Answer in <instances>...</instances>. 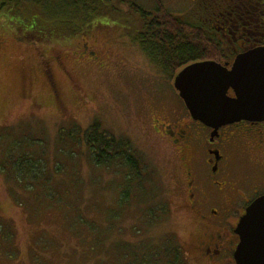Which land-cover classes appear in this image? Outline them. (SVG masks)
Masks as SVG:
<instances>
[{
	"label": "rangeland",
	"instance_id": "obj_1",
	"mask_svg": "<svg viewBox=\"0 0 264 264\" xmlns=\"http://www.w3.org/2000/svg\"><path fill=\"white\" fill-rule=\"evenodd\" d=\"M41 1L9 0L0 15V264H127L121 241L135 245L165 232L184 253H194L200 223L184 211L182 160L158 126L164 117L174 124L171 111L182 105L172 80L139 47L138 15L113 1L86 12ZM159 1L194 25H203L211 13L200 0ZM132 3L154 10L153 0ZM210 22L216 38L230 48L233 36L222 38L219 23ZM33 23L39 26L27 35ZM95 122L142 155L169 204L165 224L136 236L131 229L140 222L132 210L120 212L112 225L118 183L111 171L95 168L86 149L73 150L70 142L60 148L57 137L62 128L82 130ZM20 143L19 153L12 152ZM33 144L38 148L30 151ZM21 149L43 159L49 188L33 183L28 189L15 180L9 163ZM249 151L242 157L227 154L230 173L241 174L242 186L250 189L248 201L264 194V156ZM185 261L195 264L189 255Z\"/></svg>",
	"mask_w": 264,
	"mask_h": 264
},
{
	"label": "trees",
	"instance_id": "obj_2",
	"mask_svg": "<svg viewBox=\"0 0 264 264\" xmlns=\"http://www.w3.org/2000/svg\"><path fill=\"white\" fill-rule=\"evenodd\" d=\"M53 1L60 8L68 6L76 9L80 6L84 12L91 5L97 4L99 7L98 4L103 1L126 4L130 13L138 15L139 21L136 20L135 25L138 31L139 47L149 61L172 81L174 76L189 64L201 61H215L222 64L232 61L237 54L241 53V51L235 53L231 48L224 49L225 46H222L224 43L213 34V27L203 26L204 23L203 25H194L178 16H173L159 0H153V11H147L132 3L134 0H42L41 2L51 3ZM7 2L9 0H0V15H3L2 10L7 6ZM131 22L133 23V20ZM38 26L33 23L32 29L27 35L31 36V32ZM254 39L260 40V44L264 46V35L255 36ZM57 137L58 143L61 145L60 148L65 142H70L71 149L73 147L80 150L86 149L88 158L95 168L111 171L113 180L118 183L116 211L112 212L114 219L112 225H115L114 222L120 217V212L132 210L138 211L140 222L131 229L136 236L141 232L142 234L150 232L154 227L166 223L171 211L163 196L162 186L142 155L133 149L128 140L116 138L103 129L98 122L82 130L79 128L64 130L62 128L58 131ZM38 142L43 146V142ZM20 145L21 143L13 145L12 152L19 153L16 149L20 150L22 148ZM35 146L36 144H33L29 148L30 151ZM40 149L36 152L42 154L44 151ZM21 151V154H18V157L14 155L9 163L15 180L20 184L27 185L28 189L34 187L33 183L48 187L51 177L48 176L49 174L46 175L49 170L47 172L45 166L41 165L43 159H35L27 152L28 150L25 152L21 149ZM58 151L60 153L63 150L59 149ZM69 153L70 157H74L72 150ZM115 177L119 179V182ZM155 181L160 188L155 189L157 188L156 184L154 185ZM119 244H123L121 253L127 264H130L129 262L131 264H186L181 244L174 236L168 235L166 232L157 238H152L149 235V239L143 238L135 245L123 241ZM116 251L120 253L119 250Z\"/></svg>",
	"mask_w": 264,
	"mask_h": 264
},
{
	"label": "flooded vegetation",
	"instance_id": "obj_3",
	"mask_svg": "<svg viewBox=\"0 0 264 264\" xmlns=\"http://www.w3.org/2000/svg\"><path fill=\"white\" fill-rule=\"evenodd\" d=\"M199 4L202 9L211 11L209 18L203 20L207 23L203 26L209 24L212 27L210 23L213 22L210 21L219 23L218 32L222 38L233 36L234 44L230 48L234 52L263 46L254 37L264 35V0H200ZM85 50L87 52L86 46ZM87 53L93 56L92 52ZM232 62L222 65L229 69ZM177 100L182 109L171 111L177 116L176 122L166 124L167 118L164 117L158 126L162 128V137L169 139L182 160L187 189L184 211L192 213L200 223V236L193 244L194 253L188 251L186 254L185 251L184 258L186 260L189 255L195 264H235L233 254L238 244L235 233L237 223L248 205L264 194H257L248 201L250 189L242 186L241 174L237 176L236 171L235 174L230 173L227 154L232 151L242 157L241 154L249 155V150L255 148L264 156V122L225 126L218 130L217 136L210 138L212 130L193 121L181 100L178 97Z\"/></svg>",
	"mask_w": 264,
	"mask_h": 264
},
{
	"label": "water",
	"instance_id": "obj_4",
	"mask_svg": "<svg viewBox=\"0 0 264 264\" xmlns=\"http://www.w3.org/2000/svg\"><path fill=\"white\" fill-rule=\"evenodd\" d=\"M172 87L193 121L212 130L240 122H264V46L237 54L229 69L215 61L182 68ZM235 264H264V195L239 219Z\"/></svg>",
	"mask_w": 264,
	"mask_h": 264
}]
</instances>
